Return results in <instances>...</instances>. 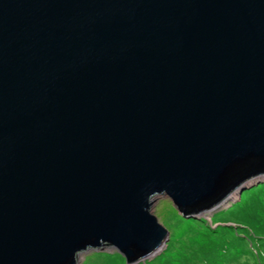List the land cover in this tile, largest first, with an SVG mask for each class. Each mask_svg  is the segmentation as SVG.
Segmentation results:
<instances>
[{
	"label": "water",
	"instance_id": "1",
	"mask_svg": "<svg viewBox=\"0 0 264 264\" xmlns=\"http://www.w3.org/2000/svg\"><path fill=\"white\" fill-rule=\"evenodd\" d=\"M264 174V0H0V264H127ZM244 189H241L242 192Z\"/></svg>",
	"mask_w": 264,
	"mask_h": 264
},
{
	"label": "rangeland",
	"instance_id": "2",
	"mask_svg": "<svg viewBox=\"0 0 264 264\" xmlns=\"http://www.w3.org/2000/svg\"><path fill=\"white\" fill-rule=\"evenodd\" d=\"M256 183L248 184L239 199H229L235 203L223 205L202 218H185L166 195L156 196L151 211L166 228L169 239L154 263L259 264V258L249 249L254 244L261 255L264 253V182ZM237 197L238 193L234 199ZM240 239L246 245L239 255L233 256V246ZM112 248L86 250L77 264H126ZM164 258L166 263L161 262Z\"/></svg>",
	"mask_w": 264,
	"mask_h": 264
},
{
	"label": "clouds",
	"instance_id": "3",
	"mask_svg": "<svg viewBox=\"0 0 264 264\" xmlns=\"http://www.w3.org/2000/svg\"><path fill=\"white\" fill-rule=\"evenodd\" d=\"M253 182H257L255 185H257V184H259V183H263L264 182V174H261V175H257V176H254V177H252V178H250V179H248V180H246L245 182H243L242 184H240L238 187H236L232 192H235L236 191V193H238V196L239 197H237L236 199H234V200H232V199H230V201H235V200H237V199H239L240 198V194H241V192H240V190L241 189H246V187H247V185L248 184H251V183H253ZM245 186V187H244ZM231 192V193H232ZM231 193H229L228 194V196L231 194ZM227 196V197H228ZM226 197V198H227ZM224 199L225 201H228V203H225V201H224V203H222V204H217L215 207H213L212 209H210V210H208L206 213H196V214H193V215H189V216H187V215H182L181 213V215L183 216V217H185V218H202V217H204L203 215L204 214H210V213H212V211H214V210H216L217 211V209L218 208H220L221 206H223V205H226V204H231V203H235V202H229V199L227 200V199ZM155 199V198H154ZM171 201V200H170ZM172 203V202H171ZM151 213H152V211H151ZM153 214V213H152ZM155 215V214H154ZM156 216V215H155ZM159 221V220H158ZM213 226V225H212ZM214 227V226H213ZM165 228V227H164ZM166 229V228H165ZM168 239H169V234H168ZM108 247V249L110 248L111 249V247L110 246H108V245H103L102 247H100V248H98V249H90V250H96V251H103V250H105L106 248ZM165 247V245L158 251V252H156L155 254H154V256L153 257H151L150 259H145L144 261H141V262H139V263H136V264H146V261H151V260H154L158 255V253L159 252H161L162 250H163V248ZM112 250L113 251H116L117 252V250L115 249V248H112ZM86 251V250H85ZM84 253V252H83ZM82 254V253H81ZM81 254H79V255H81ZM120 254V253H119ZM121 255V254H120ZM122 256V255H121ZM123 257V256H122ZM124 258V257H123ZM77 259V258H76ZM124 260H125V258H124ZM125 263H126V260H125ZM76 264H77V261H76ZM127 264V263H126Z\"/></svg>",
	"mask_w": 264,
	"mask_h": 264
},
{
	"label": "trees",
	"instance_id": "4",
	"mask_svg": "<svg viewBox=\"0 0 264 264\" xmlns=\"http://www.w3.org/2000/svg\"><path fill=\"white\" fill-rule=\"evenodd\" d=\"M242 239V238H241ZM237 240V242L235 243V245L233 246V251L232 254L233 256L235 255H239V253L241 252V250L244 248V246L246 245L245 243L242 242V240ZM258 246V245H257ZM250 252L255 255L257 258H259V264H264V253H262L263 255L260 254L258 248H256V246H254V244H251L250 246ZM260 256L263 259H260ZM162 263H166L167 262V258H164V260L161 261ZM142 264V263H141ZM146 264H155L154 260L151 261H146ZM183 264V263H182Z\"/></svg>",
	"mask_w": 264,
	"mask_h": 264
},
{
	"label": "bare ground",
	"instance_id": "5",
	"mask_svg": "<svg viewBox=\"0 0 264 264\" xmlns=\"http://www.w3.org/2000/svg\"><path fill=\"white\" fill-rule=\"evenodd\" d=\"M235 196H237V193H236V191L235 192H232L226 199L228 200V199H234L235 198ZM224 201L225 200H222L219 204H222V203H224ZM225 203H228V201H225ZM79 258H80V255H78L77 256V263H78V261H79Z\"/></svg>",
	"mask_w": 264,
	"mask_h": 264
}]
</instances>
